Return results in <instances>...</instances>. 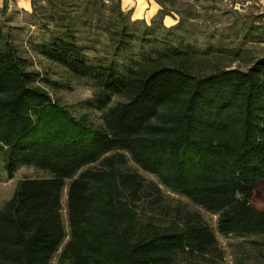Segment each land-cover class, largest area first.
Instances as JSON below:
<instances>
[{
	"label": "trees",
	"instance_id": "16d2710c",
	"mask_svg": "<svg viewBox=\"0 0 264 264\" xmlns=\"http://www.w3.org/2000/svg\"><path fill=\"white\" fill-rule=\"evenodd\" d=\"M106 1L48 0L74 4L61 21L103 31L116 53L139 42L129 70L107 55L88 56L70 25L35 46L93 82L87 103L102 112L99 126L53 98L28 51L0 26L4 167L11 178L22 166L46 172L21 179L0 207V264H52L56 256L55 264H226L202 213L160 186L218 214L221 234L264 238V55L248 69L197 74L192 45L147 50L162 42L153 36L158 26L140 32L122 0ZM162 10L159 23L170 13ZM129 160L159 183L129 170Z\"/></svg>",
	"mask_w": 264,
	"mask_h": 264
},
{
	"label": "rangeland",
	"instance_id": "374dc122",
	"mask_svg": "<svg viewBox=\"0 0 264 264\" xmlns=\"http://www.w3.org/2000/svg\"><path fill=\"white\" fill-rule=\"evenodd\" d=\"M106 2L110 6L114 3L113 0ZM157 2L162 8L152 18L133 19L130 11H125L129 13L130 21L137 22L140 32L144 30L145 25L153 23L158 26L153 36H157L162 42L145 45L147 50H153L151 47L163 48L166 42L173 45L190 44L197 50L194 70L200 75L226 67L248 69L254 60L264 55V0H157ZM37 6V11L32 8L30 12L0 7V26L11 34L17 44L28 51L27 54L33 62L32 69L42 74L43 84L53 98L65 105L75 116L87 115L93 125L99 126L102 112L90 108L87 103L97 91L93 82L87 78L75 77L67 68L40 55L35 46L46 39L57 25H70L76 30L80 44L87 47L88 56L107 55L109 60L117 62L120 69L129 70L127 67L138 59L139 42L135 43L133 50L116 53L103 31L68 20L61 21L60 18H63L66 12L75 14L74 4L65 2V5L53 7L48 0H40ZM163 8L170 13L165 11L163 20L159 23L161 20L159 14L164 11ZM154 20L157 23H154ZM4 163V155L0 153V207L13 196L21 179L46 175L43 170L22 166L11 178L5 170ZM98 164L99 162H96L91 166ZM128 167L147 180L159 183L154 174L145 171L134 161L129 160ZM69 182L70 180L67 181L63 193V215L67 230H69L67 221ZM160 187L169 200L186 204L202 213L216 232L225 252L226 264H240V258H245L246 264H264V250L260 251L255 247L257 242L264 244V238L239 234L223 235L218 230V214L203 209L184 195L163 185ZM56 259L57 256L52 264H55Z\"/></svg>",
	"mask_w": 264,
	"mask_h": 264
},
{
	"label": "crops",
	"instance_id": "0c3cea01",
	"mask_svg": "<svg viewBox=\"0 0 264 264\" xmlns=\"http://www.w3.org/2000/svg\"><path fill=\"white\" fill-rule=\"evenodd\" d=\"M0 7L30 12L33 0H0ZM122 7L125 11H130L133 19L152 18L162 8L157 0H122Z\"/></svg>",
	"mask_w": 264,
	"mask_h": 264
}]
</instances>
